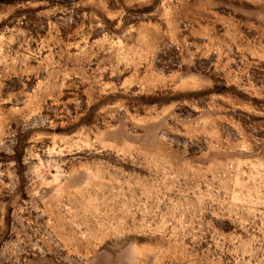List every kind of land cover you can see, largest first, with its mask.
I'll return each mask as SVG.
<instances>
[{"label":"rangeland","instance_id":"rangeland-1","mask_svg":"<svg viewBox=\"0 0 264 264\" xmlns=\"http://www.w3.org/2000/svg\"><path fill=\"white\" fill-rule=\"evenodd\" d=\"M0 264H264V0H0Z\"/></svg>","mask_w":264,"mask_h":264}]
</instances>
